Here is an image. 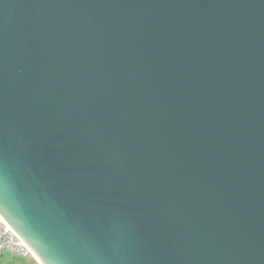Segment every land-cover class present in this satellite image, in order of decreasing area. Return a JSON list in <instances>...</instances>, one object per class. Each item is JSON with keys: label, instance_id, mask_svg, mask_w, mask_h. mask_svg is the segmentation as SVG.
<instances>
[{"label": "water", "instance_id": "obj_1", "mask_svg": "<svg viewBox=\"0 0 264 264\" xmlns=\"http://www.w3.org/2000/svg\"><path fill=\"white\" fill-rule=\"evenodd\" d=\"M0 218L43 264H264V0H0Z\"/></svg>", "mask_w": 264, "mask_h": 264}, {"label": "built area", "instance_id": "obj_2", "mask_svg": "<svg viewBox=\"0 0 264 264\" xmlns=\"http://www.w3.org/2000/svg\"><path fill=\"white\" fill-rule=\"evenodd\" d=\"M3 253H12L22 257H31V252L27 246L0 218V255Z\"/></svg>", "mask_w": 264, "mask_h": 264}, {"label": "rangeland", "instance_id": "obj_3", "mask_svg": "<svg viewBox=\"0 0 264 264\" xmlns=\"http://www.w3.org/2000/svg\"><path fill=\"white\" fill-rule=\"evenodd\" d=\"M11 257V258H10ZM10 260L11 263L16 264L17 262L22 261L23 264H35L34 260L31 257H22V256H12V255H4L2 258H0V264H6V260Z\"/></svg>", "mask_w": 264, "mask_h": 264}, {"label": "crops", "instance_id": "obj_4", "mask_svg": "<svg viewBox=\"0 0 264 264\" xmlns=\"http://www.w3.org/2000/svg\"><path fill=\"white\" fill-rule=\"evenodd\" d=\"M4 255H12V256H15V254H12V253H3V254L0 255V258H2ZM16 256H18V255H16ZM10 258H9V260H6V264H13V263L10 262V260H12ZM34 263L37 264L35 261H34ZM16 264H23V263L21 261V263L20 262H17Z\"/></svg>", "mask_w": 264, "mask_h": 264}, {"label": "bare ground", "instance_id": "obj_5", "mask_svg": "<svg viewBox=\"0 0 264 264\" xmlns=\"http://www.w3.org/2000/svg\"><path fill=\"white\" fill-rule=\"evenodd\" d=\"M3 222L6 224V222L3 220ZM7 225V224H6ZM8 226V225H7ZM29 251L34 255V257H35V259H36V261L39 263V264H43L40 260H39V258L29 249Z\"/></svg>", "mask_w": 264, "mask_h": 264}]
</instances>
